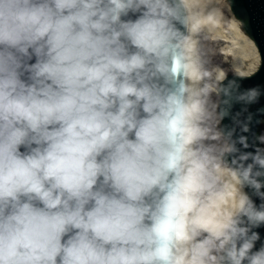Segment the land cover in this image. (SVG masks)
<instances>
[{
	"label": "clouds",
	"instance_id": "obj_1",
	"mask_svg": "<svg viewBox=\"0 0 264 264\" xmlns=\"http://www.w3.org/2000/svg\"><path fill=\"white\" fill-rule=\"evenodd\" d=\"M171 14L169 0H0V264H205L214 242L264 264L247 226L264 210L219 183L190 147L194 109L152 82ZM259 153L242 178L264 197Z\"/></svg>",
	"mask_w": 264,
	"mask_h": 264
},
{
	"label": "water",
	"instance_id": "obj_2",
	"mask_svg": "<svg viewBox=\"0 0 264 264\" xmlns=\"http://www.w3.org/2000/svg\"><path fill=\"white\" fill-rule=\"evenodd\" d=\"M169 7L172 13L169 17L170 25L175 33L172 49L164 62V71L157 72L152 82L164 94L178 95L186 105L189 67L183 41L189 33L190 15L184 0H169ZM230 7L234 14L241 18L242 26L254 40L260 55V64L252 74L243 75L232 72L221 79L220 102L217 109L222 115L221 128L231 143V149L224 154V158L240 177L247 191V198L259 211L264 210V197L242 178L243 171L249 164H253V160L251 156L246 160H241V157L249 153L255 156L258 149L259 154L264 157V150L260 148L258 136V128L264 117V0H230ZM131 18L135 17L131 16ZM174 59H178V65L174 63ZM34 61L33 57L32 62ZM222 151L226 150L222 149ZM258 171L264 173V169L254 165L251 177L262 184L259 191L264 192V174L256 176ZM242 222L243 225H247V218L243 217ZM247 226L250 228L249 237L252 232L259 236L251 250L256 252L264 246V224ZM229 249L230 245H225L220 257L221 264H230L226 255ZM243 264H248L247 260Z\"/></svg>",
	"mask_w": 264,
	"mask_h": 264
},
{
	"label": "rangeland",
	"instance_id": "obj_3",
	"mask_svg": "<svg viewBox=\"0 0 264 264\" xmlns=\"http://www.w3.org/2000/svg\"><path fill=\"white\" fill-rule=\"evenodd\" d=\"M185 3L188 5L187 8L191 16L190 35L197 40L196 53L200 78L198 82V120L196 122V129L199 134L194 138L195 152L201 156H206L210 167L214 165L230 167L224 161L222 151V149L227 150L229 148V141L223 134L221 128L222 118L217 109L221 90V79L217 75V68L221 67L226 73H232L236 70L231 60L223 52L222 43L219 40H215L212 32H210L212 23L214 20L220 19L219 17L224 16L226 20L230 21L233 13L230 7V0H186ZM216 175L219 177V183L225 185L223 178L218 172H216ZM206 237L207 234L202 233L194 241L190 242L191 244L188 248L190 257L195 245ZM218 244L219 242L213 243L209 256L205 258V263L221 264L220 257L225 247L221 249Z\"/></svg>",
	"mask_w": 264,
	"mask_h": 264
},
{
	"label": "bare ground",
	"instance_id": "obj_4",
	"mask_svg": "<svg viewBox=\"0 0 264 264\" xmlns=\"http://www.w3.org/2000/svg\"><path fill=\"white\" fill-rule=\"evenodd\" d=\"M225 5L229 6L228 4ZM188 12L190 15L189 9ZM219 18L220 19H217L216 21L214 20L210 28V32H212L213 38L215 40H219L220 43H222L223 52L231 60V63L236 70L235 72L243 75L252 74L258 69L260 64V55L254 40L249 35V33L245 31L241 26V18L234 14V12L231 14L230 21L226 20L224 16ZM196 44L197 40L190 35L189 29L188 36L183 41L189 67L186 86V105L189 108L194 109L192 117V124L194 128H196V122L198 120V82L200 80L198 75ZM217 69V75L220 77V79H223L227 75V73L221 67ZM194 142L195 141L193 140V143L190 145V147L195 152ZM218 173L223 178L225 185L229 183L235 184L238 188L239 193L247 196V191L241 184L240 177L234 169L230 167H219ZM232 173H236L235 178L233 177ZM237 181H239V183H237ZM190 244L191 243L188 242L180 245L177 250L178 254H182L184 252L189 253L190 251L188 252V248ZM187 258L190 259V256L188 255Z\"/></svg>",
	"mask_w": 264,
	"mask_h": 264
},
{
	"label": "flooded vegetation",
	"instance_id": "obj_5",
	"mask_svg": "<svg viewBox=\"0 0 264 264\" xmlns=\"http://www.w3.org/2000/svg\"><path fill=\"white\" fill-rule=\"evenodd\" d=\"M220 93H221V90H220ZM218 109H219V107H218ZM220 112V111H219ZM220 115H221V113H220ZM221 118H222V115H221ZM221 123H222V120H221ZM223 131V130H222ZM223 134H224V132H223ZM224 136L226 137V135L224 134ZM258 136H259V140H260V148L262 149V150H264V117L262 118V120H261V123H260V126H259V128H258ZM227 138V137H226ZM228 139V138H227ZM228 141H229V148L225 151V152H223V158H224V154L226 153V152H228L230 149H231V143H230V140L228 139ZM224 161L228 164V162L225 160V158H224ZM229 165V164H228ZM230 166V165H229ZM231 167V166H230Z\"/></svg>",
	"mask_w": 264,
	"mask_h": 264
}]
</instances>
